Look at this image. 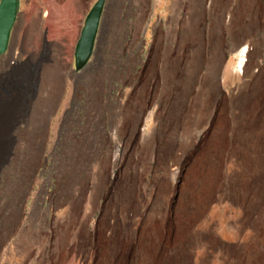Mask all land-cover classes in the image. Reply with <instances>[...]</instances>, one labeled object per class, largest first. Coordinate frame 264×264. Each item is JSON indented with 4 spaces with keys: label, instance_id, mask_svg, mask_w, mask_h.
Wrapping results in <instances>:
<instances>
[{
    "label": "rangeland",
    "instance_id": "1",
    "mask_svg": "<svg viewBox=\"0 0 264 264\" xmlns=\"http://www.w3.org/2000/svg\"><path fill=\"white\" fill-rule=\"evenodd\" d=\"M38 1L19 0L0 53V264H264L248 195L264 0H165L156 13L154 0H109L115 19L83 72L74 53L96 0ZM35 13L60 51L38 39L27 59Z\"/></svg>",
    "mask_w": 264,
    "mask_h": 264
},
{
    "label": "water",
    "instance_id": "2",
    "mask_svg": "<svg viewBox=\"0 0 264 264\" xmlns=\"http://www.w3.org/2000/svg\"><path fill=\"white\" fill-rule=\"evenodd\" d=\"M105 0H96L85 17L84 25L76 43V63L79 66L81 60L84 59L81 54L87 55L91 47L92 40L99 21L100 12ZM16 0H3L0 2V53L6 47L8 29L13 18V10ZM46 32L44 33V42H47Z\"/></svg>",
    "mask_w": 264,
    "mask_h": 264
},
{
    "label": "flooded vegetation",
    "instance_id": "3",
    "mask_svg": "<svg viewBox=\"0 0 264 264\" xmlns=\"http://www.w3.org/2000/svg\"><path fill=\"white\" fill-rule=\"evenodd\" d=\"M2 1L3 0H0V2H2ZM18 3H19V0H16V5H15L14 10H13V18H12V21L10 23V27L8 29L7 42H9V40H11V38H13L12 31L14 30V27H15L16 22L18 20V5H19ZM113 17H114L113 16V10H112L111 5H109V0H105L104 5L102 7V10L100 12L99 21H98V24L96 27L94 38H93L92 43H91V47H90L87 55L81 54L82 57H84V59L81 60L79 66L77 65V68H78L77 71H81V72L85 71L91 65L94 64L95 59L99 58L100 53L102 51V46H103L102 44L107 37V33L109 32V29L111 28V25L113 23L112 22L113 19H115ZM42 37L44 39V36H42ZM43 39H42L43 51H41L42 53L45 51V52H49L51 54H56L60 51V45L58 43H56L55 41L44 42ZM39 54H40V52H39ZM74 55L75 56L78 55L76 52V48H75Z\"/></svg>",
    "mask_w": 264,
    "mask_h": 264
},
{
    "label": "bare ground",
    "instance_id": "4",
    "mask_svg": "<svg viewBox=\"0 0 264 264\" xmlns=\"http://www.w3.org/2000/svg\"><path fill=\"white\" fill-rule=\"evenodd\" d=\"M38 0H35V5L36 6H38ZM154 2V10H153V13H156L157 11H159V9L161 8V7H163L164 5H165V0H154L153 1ZM41 5V4H40ZM35 6V7H36ZM53 6L55 7V12H56V14L58 15V19L55 21V22H53V23H51V29H50V35L51 36H60L61 35V29H62V27L65 25V23H64V19H62L61 18V15H63L64 13H65V9L64 8H60L59 6H57L56 4H54V2H53ZM171 10H172V8H171ZM46 14V10H44L43 11V15H45ZM38 13H35V14H33L32 15V17L30 18V19H28V21L27 22H29V23H27L26 22V43H28V45H29V49H28V51H27V59H29V58H31V56L33 55V53H34V51L33 50H31V48L33 47V45L35 44V42H37V40L38 39H41L40 38V33L38 32V29L36 30V28H37V24H38ZM154 15V14H153ZM144 28V27H143ZM142 28V29H143ZM81 30H82V28H81ZM81 32V31H80ZM170 35V34H169ZM13 37H14V35H13ZM14 40V38H12V41ZM44 40V39H43ZM48 42V41H47ZM42 44H43V42H42ZM45 47V46H44ZM246 49H247V46H246V44L245 45H242L240 48H238L237 49V51H236V53L235 54H237V56H238V60H237V62L235 63V66H234V68L238 71V72H242V71H244V67H243V61H244V59H245V57H244V53H245V51H246ZM27 50V49H26ZM21 52V51H20ZM6 60V59H5ZM14 60V59H13ZM16 61V63H19L18 62V59H16L15 60ZM28 61V60H27ZM27 61H25V62H27ZM6 62V61H5ZM16 63H14L15 65H11V67L12 68H15L16 67ZM62 63V62H61ZM231 67V66H230ZM247 67V66H246ZM21 69V68H20ZM30 69V68H29ZM103 69V68H102ZM234 69V70H235ZM245 70H246V68H245ZM15 72V71H14ZM19 72V71H18ZM7 73V72H6ZM245 73V72H244ZM11 74V73H10ZM1 75V74H0ZM5 75V74H4ZM8 75V74H7ZM13 75V74H12ZM21 75V74H20ZM63 75H64V73H63ZM15 76V75H14ZM62 76V75H61ZM255 76V75H254ZM258 76V75H257ZM65 80H66V82H68L69 81V79L70 78H73V79H75V77L74 76H72V75H66L65 77ZM2 79V78H1ZM0 79V80H1ZM4 80V79H3ZM2 80V81H3ZM11 80V79H10ZM7 81H9V80H7ZM14 81V80H13ZM22 81V80H21ZM14 83V82H13ZM10 84H11V82H10ZM29 85V84H28ZM11 86V85H10ZM237 87V86H236ZM6 88H8L7 86L6 87H4L3 89H6ZM67 88V87H66ZM0 90H1V87H0ZM61 91V90H60ZM4 98V97H3ZM2 99V98H1ZM61 101V100H60ZM4 104V103H3ZM67 105V104H66ZM8 106V105H7ZM65 108V107H64ZM51 114H52V112H51ZM153 116V115H152ZM243 130V129H242ZM225 139V138H224ZM204 144V143H203ZM248 144H249V142H248ZM217 145V144H216ZM119 154V153H118ZM210 165H212V164H210ZM176 167V166H175ZM215 169H217V168H215ZM215 169H213L214 171L212 172V173H209V177H211V178H215V175H216V172H217V170H215ZM181 171V170H180ZM198 183H199V181H197ZM242 184V183H241ZM198 187V186H197ZM199 191V190H198ZM63 221V220H62ZM156 224H157V222H156ZM64 226V225H63ZM36 228V227H35ZM36 230V229H35ZM140 231V230H139ZM121 244H123V243H121ZM62 246V245H61ZM60 246V247H61ZM62 248H63V246H62ZM123 248V247H122ZM61 250V249H60ZM63 250V249H62ZM61 250V251H62ZM123 250V249H122Z\"/></svg>",
    "mask_w": 264,
    "mask_h": 264
},
{
    "label": "crops",
    "instance_id": "5",
    "mask_svg": "<svg viewBox=\"0 0 264 264\" xmlns=\"http://www.w3.org/2000/svg\"><path fill=\"white\" fill-rule=\"evenodd\" d=\"M256 48H260V45L257 43ZM261 70L264 74V67ZM249 147L250 157L252 154V164L250 158V176L248 184L249 216L254 220L257 219V221H259L262 217H264V128L262 131H253L252 137L250 135ZM259 154L263 155L262 174L259 171L256 175V169L260 162L258 157Z\"/></svg>",
    "mask_w": 264,
    "mask_h": 264
}]
</instances>
